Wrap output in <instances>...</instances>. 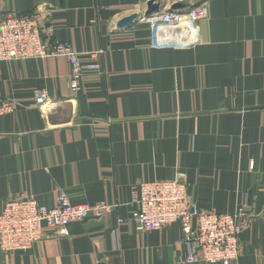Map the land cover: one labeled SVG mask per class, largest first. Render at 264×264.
Here are the masks:
<instances>
[{"label": "crops", "instance_id": "crops-1", "mask_svg": "<svg viewBox=\"0 0 264 264\" xmlns=\"http://www.w3.org/2000/svg\"><path fill=\"white\" fill-rule=\"evenodd\" d=\"M148 1L0 0L2 15L38 9L46 41L70 43L83 63L102 51V70L78 91L64 57L0 62V101L17 105L0 116V212L24 197L54 207L59 192L114 205L101 220L72 221L65 236L47 228L32 249L0 250V264H187L181 224L143 232L131 219L140 183L182 172L198 207H249L231 264H264V0H204L206 17L175 34L162 14L203 0H161L145 18ZM134 12V24L117 26ZM168 35L180 38L162 44Z\"/></svg>", "mask_w": 264, "mask_h": 264}, {"label": "built area", "instance_id": "built-area-1", "mask_svg": "<svg viewBox=\"0 0 264 264\" xmlns=\"http://www.w3.org/2000/svg\"><path fill=\"white\" fill-rule=\"evenodd\" d=\"M207 9V2L203 1L188 14L165 11L161 16L163 27L173 34L179 26L192 30L200 19L206 17ZM44 26L45 20L38 9L27 14H0V62L64 57L72 68L70 83L75 91L80 90L84 74L102 70L98 62L102 51L89 52L91 61L83 63V54L75 51L70 43L58 40L50 44L46 41L42 31ZM176 38L180 37L170 38L168 35L163 41L158 36L162 44H176ZM35 100L41 104L48 101L46 93L40 90L36 92ZM15 109L17 105L13 101H0V116ZM134 193L138 206L131 219L141 231L159 230L174 222L181 224L184 262L187 264H231L238 261L240 235L252 223L248 206L243 205L231 214L198 207L189 198L183 172L173 179L142 182ZM113 208L114 205L105 201L73 203L65 192L58 193L54 207L32 197L9 200L0 212V250L9 253L32 249L46 236L47 228L56 237L65 236L72 221L101 220Z\"/></svg>", "mask_w": 264, "mask_h": 264}, {"label": "water", "instance_id": "water-1", "mask_svg": "<svg viewBox=\"0 0 264 264\" xmlns=\"http://www.w3.org/2000/svg\"><path fill=\"white\" fill-rule=\"evenodd\" d=\"M162 5H163V1L161 2V0H149L147 4V9L144 13V17L146 18V17H150V16H154L158 14L162 9ZM187 5L188 4H185L183 2L175 1L174 3H172V5L169 6V11L173 13H178V12L180 13L181 12L180 10L187 7ZM138 19H140L138 13L134 12V13H131L129 16L120 18L117 26L118 27L131 26Z\"/></svg>", "mask_w": 264, "mask_h": 264}]
</instances>
